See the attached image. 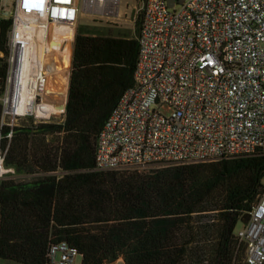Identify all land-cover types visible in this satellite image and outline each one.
Returning <instances> with one entry per match:
<instances>
[{"label": "trees", "instance_id": "obj_1", "mask_svg": "<svg viewBox=\"0 0 264 264\" xmlns=\"http://www.w3.org/2000/svg\"><path fill=\"white\" fill-rule=\"evenodd\" d=\"M140 19L135 36L77 27L62 123L0 126L12 170L0 179L2 264H46L48 246L62 240L81 264H242L233 232L263 189L264 153L94 169L99 130L133 84ZM9 27L0 19V94Z\"/></svg>", "mask_w": 264, "mask_h": 264}, {"label": "built area", "instance_id": "obj_2", "mask_svg": "<svg viewBox=\"0 0 264 264\" xmlns=\"http://www.w3.org/2000/svg\"><path fill=\"white\" fill-rule=\"evenodd\" d=\"M120 1L0 0V19L10 20L0 126L12 127L23 116L51 123L27 107L33 81L44 84L49 78L47 59L39 62L40 41L48 45L50 26L74 27L70 74L79 16L117 21L126 14L119 13ZM139 1L133 84L99 130L94 169L263 154L264 0ZM65 104L57 123L64 120ZM161 105L171 113L161 114ZM2 159L0 151V172L12 171ZM247 214L233 232L235 256L242 245V264H264V186ZM46 264H81V256L66 241H57L48 246Z\"/></svg>", "mask_w": 264, "mask_h": 264}, {"label": "rangeland", "instance_id": "obj_3", "mask_svg": "<svg viewBox=\"0 0 264 264\" xmlns=\"http://www.w3.org/2000/svg\"><path fill=\"white\" fill-rule=\"evenodd\" d=\"M141 5V2L139 0H121L120 6H119V13H122L123 11H126V14L124 16L119 15L117 17V21H110V20H104V19H96L91 18L86 15H80L77 20V27H86L87 29H95L96 31H100L103 33H112L115 35H120L124 33H128L131 36H135V19L138 15L141 14L139 7ZM135 7V8H132ZM3 56V53H2ZM0 56V57H2ZM8 57V55H7ZM60 104L57 105L55 102H50L44 98L40 100H36L32 113L36 117H44V118H50L51 123H57L60 121V118L58 117L60 111L62 110L63 104L59 102ZM159 112L163 115H169L171 113V108L167 105H161L159 107ZM8 117H4V122H6ZM15 125H36L38 122H34L33 118L31 117H19L15 122ZM50 138V137H48ZM49 140V139H48ZM0 151L2 152V149L0 148ZM159 165H137V166H130L126 167L124 169L118 170V172H126V171H148L151 169H154L158 167ZM10 172V170H2L0 172V179L3 178L6 174ZM20 179V178H18ZM19 181V180H18ZM262 185L264 186V176L261 180ZM241 226V223L238 222L235 226V230H238ZM242 250V245L239 247L238 251L236 252V261L238 260V256L240 255ZM244 256V251L242 250V257ZM2 264V262H0ZM7 264H14V263H7Z\"/></svg>", "mask_w": 264, "mask_h": 264}, {"label": "bare ground", "instance_id": "obj_4", "mask_svg": "<svg viewBox=\"0 0 264 264\" xmlns=\"http://www.w3.org/2000/svg\"><path fill=\"white\" fill-rule=\"evenodd\" d=\"M73 26H50L48 45L40 41L39 44V62L47 59V68L49 78L43 82L35 80L32 83L34 90L27 92L29 107L33 110L36 100L42 98L50 102L66 101V92L68 84L69 64L71 55V45L73 40ZM45 46H49V50L45 52ZM45 53V56H44ZM50 62V64H49ZM23 110V109H22Z\"/></svg>", "mask_w": 264, "mask_h": 264}, {"label": "crops", "instance_id": "obj_5", "mask_svg": "<svg viewBox=\"0 0 264 264\" xmlns=\"http://www.w3.org/2000/svg\"><path fill=\"white\" fill-rule=\"evenodd\" d=\"M104 264H124L123 260L121 257H119L117 260L109 263H104Z\"/></svg>", "mask_w": 264, "mask_h": 264}, {"label": "water", "instance_id": "obj_6", "mask_svg": "<svg viewBox=\"0 0 264 264\" xmlns=\"http://www.w3.org/2000/svg\"><path fill=\"white\" fill-rule=\"evenodd\" d=\"M179 1H182V0H179ZM172 2H173V0H168L169 5H171Z\"/></svg>", "mask_w": 264, "mask_h": 264}]
</instances>
